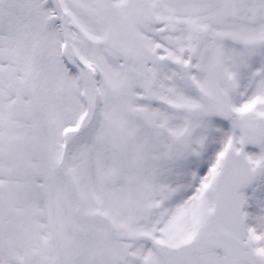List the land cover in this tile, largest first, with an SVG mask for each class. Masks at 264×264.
Returning a JSON list of instances; mask_svg holds the SVG:
<instances>
[{"label": "snow or ice", "instance_id": "6c2138e0", "mask_svg": "<svg viewBox=\"0 0 264 264\" xmlns=\"http://www.w3.org/2000/svg\"><path fill=\"white\" fill-rule=\"evenodd\" d=\"M0 264H264V0H0Z\"/></svg>", "mask_w": 264, "mask_h": 264}]
</instances>
